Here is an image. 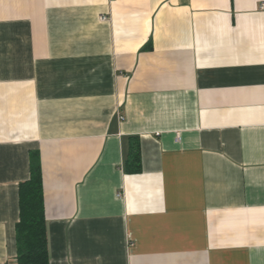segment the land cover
I'll return each mask as SVG.
<instances>
[{
    "label": "crops",
    "instance_id": "0c3cea01",
    "mask_svg": "<svg viewBox=\"0 0 264 264\" xmlns=\"http://www.w3.org/2000/svg\"><path fill=\"white\" fill-rule=\"evenodd\" d=\"M262 1L0 0V264H264Z\"/></svg>",
    "mask_w": 264,
    "mask_h": 264
},
{
    "label": "trees",
    "instance_id": "16d2710c",
    "mask_svg": "<svg viewBox=\"0 0 264 264\" xmlns=\"http://www.w3.org/2000/svg\"><path fill=\"white\" fill-rule=\"evenodd\" d=\"M125 160L126 171H141L139 143L132 140ZM29 178L19 186V219L16 223L17 264H49L44 211L42 169L38 152L30 153Z\"/></svg>",
    "mask_w": 264,
    "mask_h": 264
},
{
    "label": "built area",
    "instance_id": "2783aa9c",
    "mask_svg": "<svg viewBox=\"0 0 264 264\" xmlns=\"http://www.w3.org/2000/svg\"><path fill=\"white\" fill-rule=\"evenodd\" d=\"M259 8L264 10V1L260 3ZM119 120H122V118L120 117Z\"/></svg>",
    "mask_w": 264,
    "mask_h": 264
}]
</instances>
